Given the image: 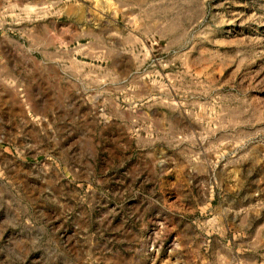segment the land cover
Returning <instances> with one entry per match:
<instances>
[{
    "label": "rangeland",
    "instance_id": "374dc122",
    "mask_svg": "<svg viewBox=\"0 0 264 264\" xmlns=\"http://www.w3.org/2000/svg\"><path fill=\"white\" fill-rule=\"evenodd\" d=\"M39 1L0 0V264H264V0Z\"/></svg>",
    "mask_w": 264,
    "mask_h": 264
},
{
    "label": "crops",
    "instance_id": "0c3cea01",
    "mask_svg": "<svg viewBox=\"0 0 264 264\" xmlns=\"http://www.w3.org/2000/svg\"><path fill=\"white\" fill-rule=\"evenodd\" d=\"M59 2L60 0H40L36 3V16L42 17L47 13H56L54 6H56ZM67 12L69 17L73 19L81 18L82 14L83 17H85V0H76L75 3L69 4Z\"/></svg>",
    "mask_w": 264,
    "mask_h": 264
}]
</instances>
